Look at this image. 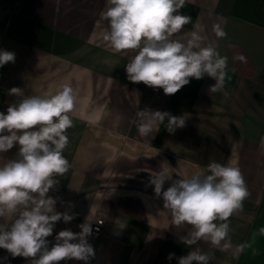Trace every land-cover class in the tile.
<instances>
[{"label":"crops","instance_id":"1","mask_svg":"<svg viewBox=\"0 0 264 264\" xmlns=\"http://www.w3.org/2000/svg\"><path fill=\"white\" fill-rule=\"evenodd\" d=\"M105 7L106 0H0V50L15 54L14 63L0 67V112L21 99L9 95L13 87L24 95H52L69 84L77 96L64 150L71 167L48 193L56 211L75 213V219L56 222L49 247L61 230L80 232L78 225L92 222L102 208V234L88 237L95 250L89 264H178L176 258L195 247L212 254L211 264H264V236L257 234L264 227V0H186L181 9L192 22L173 39L183 41L200 24L227 57L230 79L215 94L208 91L215 83L208 76L190 78L174 95L129 81L125 65L132 53H116L104 40ZM215 24L222 38L212 32ZM145 109L188 118L174 133L165 121L142 137L133 121ZM18 151L17 144L0 153V163ZM213 161L239 167L249 191L230 217L229 251L204 241L184 245L191 226L176 225L148 183L163 163L174 168L175 179ZM240 244L250 246L238 251ZM169 253L175 254L171 261ZM0 264L30 260L0 248Z\"/></svg>","mask_w":264,"mask_h":264},{"label":"clouds","instance_id":"2","mask_svg":"<svg viewBox=\"0 0 264 264\" xmlns=\"http://www.w3.org/2000/svg\"><path fill=\"white\" fill-rule=\"evenodd\" d=\"M186 0H106L101 20L106 22L103 38L116 53L131 52L125 65L127 79L142 82L153 89L174 95L188 85L190 78L208 76L215 80L209 93L223 92L228 76L227 57L219 54L216 41L210 40L205 26L196 24L185 39H173L192 18L181 14ZM217 39L225 33L219 24L212 27ZM243 60V57H239ZM15 62L13 52L0 50V67ZM9 95L21 97L0 112V153L19 145L16 158L0 163V248L12 257H24L30 264H60L77 260L89 264L95 250L88 237L93 233L90 220L78 225L80 232L61 230L49 247L56 222L69 223L75 213L56 211L57 200L48 195L59 184L71 165L64 156L69 144L67 130L74 126L70 113L77 96L69 84L55 94L24 95L13 87ZM137 131L147 137L164 124L169 133L183 128L188 117L148 109L136 113ZM167 163L153 173L149 185L162 197L163 207L170 210L176 225L187 224L191 230L182 238L188 247L204 241L214 249H233L230 217L243 207L249 196L244 175L239 167L210 162L206 169L190 177L173 178ZM170 181L165 190L164 184ZM219 221V223H218ZM264 236V227L258 229ZM237 245L238 251L249 247ZM174 253H169L171 261ZM178 264H211V253L199 247L176 258Z\"/></svg>","mask_w":264,"mask_h":264},{"label":"built area","instance_id":"3","mask_svg":"<svg viewBox=\"0 0 264 264\" xmlns=\"http://www.w3.org/2000/svg\"><path fill=\"white\" fill-rule=\"evenodd\" d=\"M104 210L101 208L98 210L97 214L95 215V218L91 222L93 233L91 237H99L102 234V227L105 223L104 219Z\"/></svg>","mask_w":264,"mask_h":264}]
</instances>
